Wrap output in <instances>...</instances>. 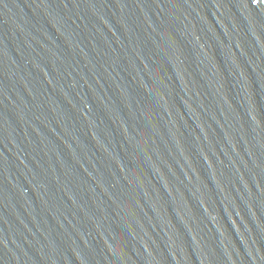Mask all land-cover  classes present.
<instances>
[{"label":"water","instance_id":"obj_1","mask_svg":"<svg viewBox=\"0 0 264 264\" xmlns=\"http://www.w3.org/2000/svg\"><path fill=\"white\" fill-rule=\"evenodd\" d=\"M0 264H264V0H0Z\"/></svg>","mask_w":264,"mask_h":264}]
</instances>
